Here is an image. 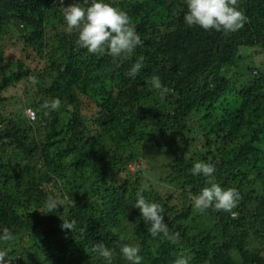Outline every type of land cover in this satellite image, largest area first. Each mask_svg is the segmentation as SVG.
<instances>
[{"label":"trees","instance_id":"16d2710c","mask_svg":"<svg viewBox=\"0 0 264 264\" xmlns=\"http://www.w3.org/2000/svg\"><path fill=\"white\" fill-rule=\"evenodd\" d=\"M106 2L127 12L142 41L118 64L77 48L66 29L61 7L83 0H0V105L8 89L39 80L21 112L0 109V231L15 236L0 242L7 264H102L97 244L112 250L113 264H127L125 244L140 247L142 264L179 255L264 264V0H237L247 21L228 34L188 28L186 0ZM19 27L29 31L14 38ZM12 39L21 57L7 61ZM138 57L143 67L131 78ZM153 76L169 89L163 100L147 83ZM57 97L61 107L46 115L41 104ZM201 161L239 192L237 207L194 210L205 178L190 169ZM143 164L180 191V199L151 185L143 192L161 206L168 237L153 238L133 207L145 185L130 168ZM49 195L64 202L57 213L42 206ZM64 220L75 221L73 232Z\"/></svg>","mask_w":264,"mask_h":264},{"label":"clouds","instance_id":"9594fccd","mask_svg":"<svg viewBox=\"0 0 264 264\" xmlns=\"http://www.w3.org/2000/svg\"><path fill=\"white\" fill-rule=\"evenodd\" d=\"M62 5L64 0H59ZM82 3H74L67 7H61L63 22L68 31L75 30L77 38L74 41L79 49L86 50L93 55L109 56L113 63L118 64L121 59L135 55L142 41L126 11L113 7L106 0H83ZM184 24L188 28H200L204 31L233 33L241 29L247 21L245 14L238 9L237 0H186V12L183 16ZM143 67V57H138L131 66L127 75L135 78ZM30 83L35 86L39 83L36 76L30 78ZM157 91L163 100L169 89L161 83L158 76H153L147 81ZM44 113L50 114L61 107V100L52 98L41 104ZM215 167L206 162H196L190 169L194 176H203L205 186L193 197V208L198 213H204L208 209L216 211H231L236 207L240 194L234 188H223L216 182L214 176ZM147 186L136 193V201L133 207L139 210L143 221L150 225L149 232L153 238L161 234L169 236L168 226L164 222L162 208L158 203L149 202L143 192ZM64 202L59 197L49 195L43 202V207L49 213H57L59 206ZM75 221H63L61 228L73 232ZM15 241L14 234L4 228L0 231V242L9 244ZM102 264H113L112 250L103 244H97L92 249ZM141 251L138 245L125 244L120 248V257L127 264H142ZM7 252L0 251V264H7ZM192 257L179 255L172 264H191Z\"/></svg>","mask_w":264,"mask_h":264},{"label":"rangeland","instance_id":"374dc122","mask_svg":"<svg viewBox=\"0 0 264 264\" xmlns=\"http://www.w3.org/2000/svg\"><path fill=\"white\" fill-rule=\"evenodd\" d=\"M13 30V35L14 38H18L19 36L27 33L29 30H24L23 28H12ZM13 43H15V45L7 43V48L5 49L4 55L5 58L7 59V61H14L16 59H19V57H21V53H20V47H19V41L17 40V42H15V39L11 40ZM244 49L240 50V53H243ZM23 57V56H22ZM30 59L25 60L27 66L29 67H33L34 64L36 63H31ZM25 83H19L17 85H15L14 87L8 89V92L6 93V97H7V101H5L4 103H2L0 105V109L3 112H11L13 110H16V112H21L19 107L21 103H23V101H25L27 98L25 97L26 92H31V90L33 89V91H36V88L31 85V84H27L24 85ZM30 109L29 106H23V111L22 113L24 114L25 117H27V110ZM32 110V109H31ZM33 111V110H32ZM36 119V116H35ZM157 158H160V156L158 155ZM151 156L147 157V160L150 161ZM144 163V161H143ZM146 163V162H145ZM145 167V165L143 164V166H132L130 169L131 170V176H133L135 173H137V171H140L141 176L143 178L144 181V185L148 186H154L155 189H157L159 192H161L163 195H165L164 197H167V193H171L173 196L175 197H179L180 199V191L178 189V187L174 184L168 183L167 181H163L165 178L163 175H161L160 173H157L154 169V171L148 170L145 171V169L143 168ZM253 175H255V173H252ZM164 178V179H163ZM251 179V178H250ZM168 183V184H166ZM256 188V187H255ZM258 194V193H257ZM193 200V198H192ZM238 204V203H237ZM237 207V205H236ZM232 214H236V218H237V213L233 212ZM234 219V218H233ZM236 251H233V254H235ZM237 264H240V261L237 260V257L235 255H233Z\"/></svg>","mask_w":264,"mask_h":264},{"label":"built area","instance_id":"2783aa9c","mask_svg":"<svg viewBox=\"0 0 264 264\" xmlns=\"http://www.w3.org/2000/svg\"><path fill=\"white\" fill-rule=\"evenodd\" d=\"M27 117L29 118V120H33L35 116L31 110H27ZM233 217H234V215H233Z\"/></svg>","mask_w":264,"mask_h":264}]
</instances>
